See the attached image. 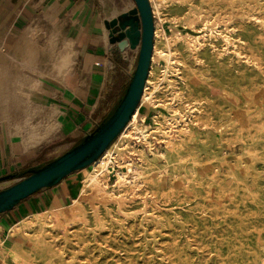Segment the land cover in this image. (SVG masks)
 <instances>
[{
    "label": "rangeland",
    "instance_id": "374dc122",
    "mask_svg": "<svg viewBox=\"0 0 264 264\" xmlns=\"http://www.w3.org/2000/svg\"><path fill=\"white\" fill-rule=\"evenodd\" d=\"M114 1L111 14L123 7L121 0ZM154 2L163 19L152 11L160 33L157 43L174 63L168 67L155 54L150 80L157 88L149 85L152 98L137 106V113L143 106L148 115L141 112L131 126L157 130L149 137L151 146L120 138L121 132L106 150L122 158L118 168H108L101 177L98 207L94 189L83 210L84 222L44 231L53 256L17 236L6 240L12 253L0 264H264V0ZM95 3L101 19V2ZM57 21L33 22L15 38L0 42V122L11 126L13 137L24 140L27 148L14 153L25 163L0 176V190L23 179L22 170L30 173L56 159L92 132L134 72L139 45L127 48L124 56L113 43L121 36H113L105 49L109 60L104 70L85 69L78 53L69 87L74 94L61 88L49 95L70 72L69 42ZM101 29L98 35H103V25ZM73 33L66 31L78 49ZM93 70L103 71L98 95L91 92V103L98 104L90 108L84 125L69 130L54 106L62 111V104L75 95L83 98L87 89L93 90ZM175 98L191 117L179 127L169 126V112L180 114L173 108ZM162 116L169 119L166 124ZM0 130L7 140L1 124ZM163 130L173 132L169 144ZM161 146L164 150L157 151ZM89 167L72 173L82 181ZM117 171L123 172L121 188ZM45 188L50 187L39 190ZM114 191L117 196L109 198ZM8 227L1 230L0 240L7 238Z\"/></svg>",
    "mask_w": 264,
    "mask_h": 264
},
{
    "label": "bare ground",
    "instance_id": "6f19581e",
    "mask_svg": "<svg viewBox=\"0 0 264 264\" xmlns=\"http://www.w3.org/2000/svg\"><path fill=\"white\" fill-rule=\"evenodd\" d=\"M133 1H134L133 7L129 8L126 11L119 12L109 19L106 18L107 20L111 21L112 18L115 17L119 21V19L122 18L121 16L123 13L126 14L127 18H129V17H131L130 12L135 8L137 9L135 11V14L138 16V18L136 17V19H137V23H138V29L137 30H138L139 41H138V44L131 45V46L134 47V46L139 45L138 57H137V62H136L134 72L131 75L130 82L128 83V86H127L122 98H120L118 100V104L116 105L114 110L111 112L109 117L102 124H99L98 126H96V128L94 129L93 132L85 135L81 139L79 144H77L73 148L69 149L68 151H66L65 153L60 155L58 158L49 162L48 164L44 165L43 167L41 166V167H36V168L30 169V172L32 173V175H30L29 177H27L23 180H18L16 183L12 184L11 186L0 190V212L11 207L17 200H19V199L23 198L24 196L30 194L31 192H34L38 188L45 187V186L55 182L58 178H60L66 172H68L70 170L77 169V168L84 166V165L88 164L89 162H91L102 151V149L107 145L109 140L116 134V132L125 124V122L128 119V116L130 115L134 105L137 102L139 95L141 94L140 95L141 97L139 100L140 105H141V103L152 98L153 92H149V85L152 84V87L154 90L157 88L156 83H153L150 80L151 75L153 73L152 69L154 68L153 67V61H154L155 54H158L161 57H164L168 67L174 62L171 59V54L168 52L166 53L165 51L161 50L159 48L158 43H157L159 36H160V33L158 30V26H157V20H156L155 25H154V23L152 22V17L154 14V17L158 18V20H160V21L163 20L161 18V11H160L159 5L156 4L154 2V0H151V4L148 0L149 5H148L146 0H133ZM151 7H152V9H151ZM152 11H153V14H152ZM207 23H208V20L203 24V27L207 26ZM103 25L105 27L104 20H103ZM129 27L130 26H126L125 30L121 31V32L127 33L128 32L127 29ZM105 29L110 34L111 30L107 29L106 27H105ZM207 32H209L210 35L212 34V32L210 30H208ZM109 34L107 36V42L110 45H112L109 42V39L112 38V35L110 36ZM112 34L119 36V34H121V33L116 32V33H112ZM132 36H133V34H130L129 38L131 39ZM204 36H206V35H204ZM209 36H207V37H209ZM228 39L229 38H227L225 40H228ZM120 40L123 42L122 38ZM204 40L205 39H203V41ZM188 43H190V41H188ZM165 54H166V57H165ZM146 56H147V63H146V66L144 68L145 77L143 76L142 82L140 83L141 85L139 86L140 77H141V74L143 71ZM146 68H147V72H146ZM142 83H143V87H142ZM140 89H141V92H140ZM170 101H173V100H170ZM173 102H174L173 108L174 107L178 108L180 111V114L178 112L175 113L174 111L169 112L170 113L169 126H173V125L177 124L179 127V124H182L184 122L187 123L191 117H189V114L186 113L187 110H185L183 112L182 109H180V106H179L180 102H177L176 98L174 99ZM161 106H164V107L167 106L170 108V106L168 104H162ZM137 115L138 114H137V108H136L135 111L133 112V114L131 115L130 120L125 124V126L119 132V134L122 132L120 135V138L126 137V138H129L130 140L132 139L133 142L137 141L138 143H136V144H139V145H141L142 142H144L149 147V146H151L149 137L151 135H154V133H156L157 130L152 129V130L146 132V131H143L142 129L136 128V127H134L136 129L133 130L134 128L131 126H133V123L135 122ZM161 118H163V121L161 123L164 122V124H166L169 120L165 116L164 117L162 116ZM142 123H144V122L141 121V123L139 125L141 126ZM155 123L157 124L160 122L156 121ZM162 126H163V124H162ZM172 128H175V127H172ZM156 129H158V128H156ZM167 129H169V128H167ZM171 132L172 131L168 132V131L163 130L162 135H164L165 138L167 139V138L171 137V134H170ZM119 134L115 137V139L119 136ZM113 141H111L110 144L105 148V150L101 154V156L89 165L90 167L88 168V172H87L85 178L81 181L82 186L79 189V193L69 203V205L66 208L67 210H63V208H65L66 206L62 207L60 209H56V210H49V209L44 210L43 212L28 215V216L22 218L21 220H19L18 222H16L15 224L11 225V227L8 229L7 238L4 240H0V260H1V262L5 263V261H6L5 255L7 253L8 254L12 253V251L7 247V245H9V244L7 243L6 240L13 238V237H17V236H21V237L25 238L26 240H29V242H31L32 246L35 248H44L48 253H50L51 256H53L51 253L52 250L50 249L48 242L45 241V239L42 237L44 231H46L47 228H50L54 225L58 226L61 229H64L67 224L85 221L83 210L85 209L86 204L90 202L89 201V195L93 192L94 189L95 190L98 189V184L101 182V177L105 176L106 170L108 168H111V167H112L111 171L114 170L115 167L118 168V166L115 164H117L118 162H121L122 154H114V153L110 154V153H108V151L106 152V150L108 149V147H110V145L113 143ZM169 141L170 140L167 139L166 143L169 144ZM153 143H155L154 140H153ZM148 147H146V148L148 149ZM154 147H155V145H154ZM123 148H125V147H123ZM163 150L164 149L162 146L160 149H157V151H159V152H162ZM154 151H156V149H152L151 151H149V153L151 155H153ZM139 154L142 157V155H143L142 150H139ZM112 164H114V165L112 166ZM129 166H130V164H129ZM141 166L142 165L138 166L139 169H142ZM119 167H121V166L119 165ZM117 174H118V178H121V179L120 180L118 179V183H117L118 186L117 185L116 186L118 188H121V187H123V184H124L123 172L117 171ZM109 175H108V179H109ZM140 176H142V175H140ZM108 179H107V182H108ZM100 190L101 189H98L94 193V196H95L94 197V200H95L94 206L96 208L98 207V206H96V205H98V202H101V201H99V198L101 197V191ZM118 191H120V190H118ZM112 195L117 196L116 191L111 193L109 195L110 196L109 198H111ZM96 197H97V199H96ZM34 229H36L37 231L30 233V231H32ZM246 257H247V255H246ZM228 261H230V260H228Z\"/></svg>",
    "mask_w": 264,
    "mask_h": 264
},
{
    "label": "crops",
    "instance_id": "0c3cea01",
    "mask_svg": "<svg viewBox=\"0 0 264 264\" xmlns=\"http://www.w3.org/2000/svg\"><path fill=\"white\" fill-rule=\"evenodd\" d=\"M97 1L101 2L104 12V16L101 19H99L98 13H96L95 0H0V42L15 38L16 35L23 32L24 29L33 22H52L55 19H59L56 23L69 42L67 54L70 57V72L64 84L58 89H53L52 93L49 95H57L58 90H61V88L71 91L72 95L74 94L69 87L73 83L71 74L78 53L81 57V65L87 70H92L94 66L99 67L101 61L107 66L108 60H104V54L106 53L105 49L111 47V45L107 42L109 32L105 29L103 20L106 18L109 19L117 13L111 14V11L115 8V5H112L113 2L115 3L114 0ZM110 2H112V4ZM121 2L123 3V7L120 11H126L134 6L126 0H121ZM101 25H103L104 33L103 35H98V32L102 34L100 31L102 30ZM71 29L74 33L76 32L73 37L76 40L78 49L73 47V39L66 35V31ZM132 48L137 47L134 46ZM127 51L128 50L125 49L122 52L124 56L127 54ZM100 54H103V56H99ZM97 60H100V62H97ZM95 71H97V73L91 75L92 81L94 82L91 84L93 90L90 88L87 89L83 98L75 95L74 98H71L67 103L62 104V111L54 106L57 113L63 114V119L69 130L75 127L79 128L81 124L84 125L91 115L90 113L92 111L90 108L95 109L98 104V101L91 103L95 98L91 92H95L98 95L100 90L98 83L102 78L101 72L103 71ZM148 112L149 109L145 107L143 114L145 118ZM137 114L141 116L139 109ZM0 124L2 129H5L8 134L7 141L0 130V176H3V174L14 171L18 163H20L19 167L25 163L19 162V160H17L19 158H17L15 154L25 152L27 148L23 145L24 140L13 137V134L15 135L16 132H14L11 126L6 122L4 124L0 122ZM87 134L85 133V135ZM77 177V173L69 174L57 185L39 190L35 195L21 200L16 204V207L14 206L11 210L3 212L0 215L2 221V225H0V235L1 230H4L7 226L11 227L15 222L24 218L22 216L26 213L31 215L48 209L56 210L60 209L59 207L61 206L65 207L66 201L69 198V193L75 190V185L79 182ZM37 210L41 211L36 212Z\"/></svg>",
    "mask_w": 264,
    "mask_h": 264
},
{
    "label": "water",
    "instance_id": "95a60500",
    "mask_svg": "<svg viewBox=\"0 0 264 264\" xmlns=\"http://www.w3.org/2000/svg\"><path fill=\"white\" fill-rule=\"evenodd\" d=\"M147 1V3H148V0H146ZM148 5H149V3H148ZM137 9L135 8V9H133L131 12H130V14H131V17H129V18H127L126 17V14L125 13H123L122 14V18H120L119 19V21H118V19L117 18H112V20L111 21H109V20H107V19H104V24H105V27L107 28V29H110L111 30V35H112V37L113 36H116V35H114V34H112V33H116V32H119V33H121V34H119L121 37L119 38V39H117V40H115V41H113V43H117L116 45H117V47H118V49H119V51H123V50H125V49H127V48H129V47H132L131 45H136V44H138V41H139V38H138V23H137V19H136V17L138 18V16L135 14V11H136ZM152 22H153V19H152ZM126 26H130L127 30H128V32L126 33V32H121V31H124L125 30V28H126ZM130 34H133V36H132V38L130 39L129 38V35ZM122 38V40H123V42L120 40ZM130 44V45H129ZM150 54V53H149ZM150 56V55H149ZM146 63H147V56H146V59H145V64H144V67H143V71H142V74H141V77H140V82H139V86L141 85L140 83L142 82V78H143V76L145 77V75H144V68H145V66H146ZM148 68V67H147ZM147 68H146V72H147ZM144 82V81H143ZM142 87H143V83H142ZM143 89V88H142ZM140 92H141V89H140ZM141 95V94H140ZM139 95V97H138V99H137V102H136V104L134 105V107H133V109H132V111H131V113H130V115L128 116V119H127V121L125 122V124L130 120V118H131V115L133 114V112L135 111V109L137 108V106H138V104H139V100H140V96ZM125 124L116 132V134L109 140V142L107 143V145L102 149V151L91 161V162H89L88 164H86V165H84V166H81V167H79V168H77V169H74V170H70V171H68V172H66L65 174H63L60 178H58L55 182H53V183H51V184H49V185H47V186H45V187H52V186H54V185H56V184H58L64 177H66L67 175H69L70 173H72V172H74V171H76V170H79V169H81V168H84V167H86V166H88V165H90L92 162H94L95 160H97L100 156H101V154L104 152V150H105V148L110 144V142L111 141H113L114 139H115V137L119 134V132L121 131V129L125 126ZM58 158V157H57ZM55 160V159H54ZM53 161V160H52ZM51 162V161H50ZM49 163V162H48ZM48 163H46V164H48ZM45 164V165H46ZM43 167V166H42ZM69 169V168H68ZM30 175H32V173L30 172V174L29 175H27V176H25L23 179H25V178H27V177H29ZM6 177V176H5ZM23 179H21V180H23ZM41 188H44V187H40V188H38L37 190H35L34 192H31L30 194H28V195H26V196H24L23 198H21V199H19V200H17L11 207H9V208H7V209H5V210H3V211H1L0 213H2V212H5V211H8V210H11L16 204H18L21 200H23L24 198H26V197H28L29 195H31L32 193H35L36 191H38L39 189H41Z\"/></svg>",
    "mask_w": 264,
    "mask_h": 264
},
{
    "label": "trees",
    "instance_id": "16d2710c",
    "mask_svg": "<svg viewBox=\"0 0 264 264\" xmlns=\"http://www.w3.org/2000/svg\"><path fill=\"white\" fill-rule=\"evenodd\" d=\"M129 83V82H128ZM128 83L127 84H125L124 86H123V88L121 89V92L119 93V96H118V98H117V100H116V102L112 105V107L110 108V110L103 116V118H102V120L99 122V124H102L108 117H109V115L111 114V112L114 110V108L116 107V105L118 104V100L120 99V98H122V96H123V94H124V92H125V90H126V88H127V86H128ZM144 110H145V108L143 107V106H141L140 108H139V111L140 112H144ZM98 124V125H99ZM94 131V130H93ZM92 131V132H93ZM80 141L81 140H79L77 143H75V146L77 145V144H79L80 143ZM46 163H48V162H46ZM46 163H44V164H46ZM44 164H40L39 166H37V167H41V166H43ZM19 174L21 175V176H27V175H29L30 173H28V170H22L21 172H19ZM14 175H16V174H14ZM65 178V177H64ZM77 179L79 180V182H77L76 183V185H75V190L74 191H71L70 193H69V199L70 200H72V199H74L75 197H76V195H77V193H78V190H79V188H80V181H81V179H82V176L81 175H78V177H77ZM39 191V190H38ZM38 191H36V192H38ZM33 194V193H32ZM30 196V195H29ZM28 196V197H29ZM27 198V197H26ZM25 199V198H24ZM66 204H69V202L67 201L66 202ZM38 211H41V210H37L36 212H38ZM35 212V211H34ZM28 215V213H26V214H24L22 217H25V216H27Z\"/></svg>",
    "mask_w": 264,
    "mask_h": 264
},
{
    "label": "built area",
    "instance_id": "2783aa9c",
    "mask_svg": "<svg viewBox=\"0 0 264 264\" xmlns=\"http://www.w3.org/2000/svg\"><path fill=\"white\" fill-rule=\"evenodd\" d=\"M104 60L107 61V60H109V59H108V57H106V58H104ZM99 67L103 68V70H104V69L106 68V65H105L104 62H100V63H99ZM139 105H140V104H139Z\"/></svg>",
    "mask_w": 264,
    "mask_h": 264
}]
</instances>
